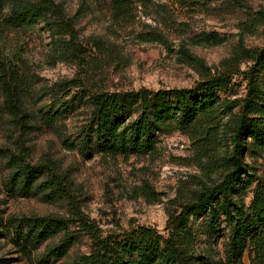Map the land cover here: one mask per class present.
Segmentation results:
<instances>
[{"label": "rangeland", "instance_id": "obj_1", "mask_svg": "<svg viewBox=\"0 0 264 264\" xmlns=\"http://www.w3.org/2000/svg\"><path fill=\"white\" fill-rule=\"evenodd\" d=\"M18 1L39 0H10L0 16L3 60L19 76L17 89L35 115L59 101L74 108L54 127L37 119L24 129L14 126L0 103V149L31 165L52 159L67 186L66 195L55 200L40 193L18 195L9 187L8 159L0 157V264H40L48 247L62 237L60 233L40 244L29 258L3 229L10 218L62 217L69 220L70 231L80 232L81 214L104 235L148 226L167 236L169 218L180 212L182 200L222 177L217 161L227 150L223 136L232 118L223 105L247 94L254 66L250 56L264 47V0H132L120 17L111 0H53L74 24V44L43 21L26 28L6 26L4 19ZM224 74L231 75V82L217 92V117L203 118L193 129L170 128L147 154H85L78 146L92 111V94L191 88ZM77 96L82 100H74ZM238 111L239 106L232 114ZM146 185L154 196L141 195ZM76 238L66 257L48 264H74L88 254L90 237L81 231ZM222 242V237L217 245L202 237L196 249L218 258Z\"/></svg>", "mask_w": 264, "mask_h": 264}, {"label": "trees", "instance_id": "obj_2", "mask_svg": "<svg viewBox=\"0 0 264 264\" xmlns=\"http://www.w3.org/2000/svg\"><path fill=\"white\" fill-rule=\"evenodd\" d=\"M6 3L10 0H0V16ZM130 3L132 0H111V7L120 17L127 14ZM37 21H43L50 29L57 28L74 44V24L53 0L14 2L3 23L26 28ZM184 53L193 58L187 51ZM3 56L0 46V103L15 127L30 129L37 119L47 127H54L74 108L68 102L59 101L55 106L39 109L36 115L28 110L24 95L17 89L21 86L19 76ZM250 57L254 66L249 71L245 98L223 105L232 118L223 136L227 150L217 161L222 170L221 179L212 185L203 183L182 200L180 212L169 218L167 236L148 226L104 235L79 214L80 232L90 237L92 248L88 254L76 258L74 264H264V163L260 162L264 160L261 117L264 114V47ZM230 82L231 75L224 74L211 76L191 88L143 87L92 94L89 97L92 111L78 146L85 154L95 151L124 157L147 154L155 149L159 135L170 128L193 129L203 118L215 119L221 104L217 92ZM81 97L74 100L80 101ZM237 106L238 113L232 114ZM0 157L8 159L12 169L9 187L16 194L40 193L50 200L66 195V183L52 159H46L43 165H31L1 149ZM140 193L154 196L148 185ZM248 195H251L249 201ZM3 229L29 258L40 244L62 233L59 241L48 247L45 257L38 261L40 264L66 257L80 233L70 231L69 220L55 216L10 218ZM202 237L214 245L223 238L218 258L199 254L196 246Z\"/></svg>", "mask_w": 264, "mask_h": 264}]
</instances>
